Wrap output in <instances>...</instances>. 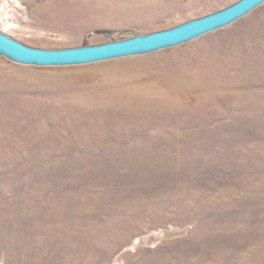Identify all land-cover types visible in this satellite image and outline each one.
I'll return each instance as SVG.
<instances>
[{"label": "rangeland", "instance_id": "rangeland-1", "mask_svg": "<svg viewBox=\"0 0 264 264\" xmlns=\"http://www.w3.org/2000/svg\"><path fill=\"white\" fill-rule=\"evenodd\" d=\"M238 1L0 0V33L35 49L95 46ZM263 19L264 2L185 43L86 64H24L0 53V264H264V57L254 61L257 50L242 45L236 62L214 54L221 38ZM204 55L207 61H192ZM158 65L162 74L144 76ZM256 75L263 78L249 77ZM162 97L173 103L154 108V125L135 140H115L127 134L114 133L110 119L103 134L95 132L108 98L113 115L128 100ZM172 111L175 122L164 125ZM142 136L165 141L153 147L158 153L182 149L235 162L210 173L174 170L145 154L152 146ZM50 182L59 189L44 195ZM42 192L45 203L32 206L28 200ZM138 237L144 244L134 246Z\"/></svg>", "mask_w": 264, "mask_h": 264}, {"label": "bare ground", "instance_id": "bare-ground-1", "mask_svg": "<svg viewBox=\"0 0 264 264\" xmlns=\"http://www.w3.org/2000/svg\"><path fill=\"white\" fill-rule=\"evenodd\" d=\"M154 7H156V6H152V5L151 6H144V9L149 11L150 9H153ZM138 9H141V7H139ZM137 12L140 13V11H137ZM220 42L222 43V46L220 48L221 50L220 51L216 50L214 52V54H218V57H221L222 55H225V56L231 55L232 56V54L237 56L240 53L239 52V46L242 45V47L247 46V47L255 48V50H257V59H255L253 56H251L254 61L263 60V57H264V19H263L262 23H260V27L258 25L247 26L244 29L237 31L233 35L224 36V38H221ZM223 42H224V44H223ZM204 52L207 54V51L204 50ZM232 57L235 58V62H236L237 57H234V56H232ZM208 59H209V56L205 57V55H204V56H199V57L196 56V58L192 61H194V62L196 61V62L201 63V62H204V60L207 61ZM243 62H245V60H243ZM242 64L245 65L246 63H242ZM251 65H253V64L251 63ZM159 67H160V65H158V67H157L158 69L155 67V69L147 71V73H145L144 76L146 77V76H150L149 74L155 75V74L161 73V71L159 70ZM260 67L262 68L264 66H260ZM243 68H246V67H244L242 65V68L239 70V73L245 75L247 72H245L246 70ZM161 69L163 70L164 68H161ZM167 70H171V69H167ZM259 71H260V73L264 72L263 70H259ZM249 77L251 79L258 78V77L263 78L262 75L249 76ZM104 84H106L107 86H111V85H115L116 82L113 78H107L104 81ZM108 89L109 88H107V90ZM109 99L110 98H108V100L104 104L105 105L104 108L107 110L104 109V110L100 111V113H99L100 117L99 118L94 117V120L95 119L99 120L97 123L98 125H100L103 121H104V123L100 126L94 125V130L97 134H100V135L103 134L100 132H104L106 129L102 128V127L104 125H108V122L110 119L111 123L109 125H111L110 128H113L111 130H113L114 133L120 132V134L121 133L127 134L126 136L117 135V137H114L115 140L121 141V142L124 140L125 141L135 140L136 133L146 131L148 129V126L154 125V123H153L155 121L154 117H156V115H157V113L154 112V111H157L155 109L164 110V108H162L164 104H165V106H168V105L173 103V101L168 100L165 97H162L160 99L155 98V100L150 99L149 101H146L142 105H140L138 103L136 104V102H134L132 100H128L126 102L125 106L116 107L115 110L118 111L117 114L111 115L109 113L111 110H109V109H112L113 106H115V104H112V102H111L112 100H109ZM104 100H106V99H104ZM99 106L100 105L98 104V102L96 104L95 103L92 104V107H94V109H93L94 113L96 111L99 112V108H100ZM142 109H144V112L142 111ZM138 111L139 112L142 111L141 112L142 116L140 114L134 116V114L137 113ZM94 113L89 112L88 114L93 115ZM176 113H178V112L172 111L170 116L166 117V119H165L166 123L164 125L174 123L176 120L175 118L177 116ZM95 116H98V115H95ZM151 119H152V121L150 123ZM129 122H131V123H129ZM97 139H100V138L97 137L95 140H97ZM140 142H142L143 144L152 146V147H149V149H147L145 151V154H148V155L151 154V156H153L154 159L164 158L165 161L169 164V166L174 170L182 169V167L185 166L186 171L194 172L196 170H200L202 172L210 173L212 169L216 170L219 168V169H221V171L225 170V168H227V166H229L230 164L234 165V162H235L234 160H232L229 157H226V160H224L223 158L217 159L214 157L202 158V157L194 156L193 154H190L189 153L190 150H182V149H180V151H178L177 154H175V152H173L170 148H169L170 150L166 151L165 153L162 151L158 153L155 151V149L153 147H155V145L159 144V142L163 143L165 141H161V139H159L157 137L150 138V137H143L142 136V140H140ZM157 167H158V169L161 168V166H159V165ZM149 169L150 168H148L147 170L149 171ZM50 183L45 184L46 186H44V187H46L45 190H47V192L44 195H48V194L50 196L55 195L56 192H54V191H58L59 184L58 183L54 184L55 182L51 183V184ZM49 184L51 185V188H49V186H50ZM37 189L38 190H36L37 191L36 194L43 190V186H40ZM41 195H43V192L41 193ZM44 195L42 197L38 196V198H36V197L31 198L28 201H29V203L32 204V206H35V205L42 206L43 205L42 203L44 202V197H45ZM30 197H33V196H30ZM55 198H57V197H54V199ZM49 207H48V209H49ZM2 222L3 221H0V234L6 230V229H3L4 226H3ZM63 228H64V226L60 227L61 230H63ZM198 229H197V232L199 231L201 234H204V232L206 231L204 226L203 225L201 226V224L199 225ZM38 230H40V232L43 231L45 234H48V233H50V231H52V229L49 226L38 227ZM168 234H169L168 230H165V231L162 230L161 233H159L158 235L168 236ZM144 238L145 237L136 238L133 242V245L134 246L135 245H143L144 244Z\"/></svg>", "mask_w": 264, "mask_h": 264}, {"label": "water", "instance_id": "water-1", "mask_svg": "<svg viewBox=\"0 0 264 264\" xmlns=\"http://www.w3.org/2000/svg\"><path fill=\"white\" fill-rule=\"evenodd\" d=\"M263 2L264 0H239L223 10L168 30L121 41L70 49H35L20 44L0 33V53L20 63L40 66L86 64L123 56L149 53L185 43L227 26Z\"/></svg>", "mask_w": 264, "mask_h": 264}]
</instances>
